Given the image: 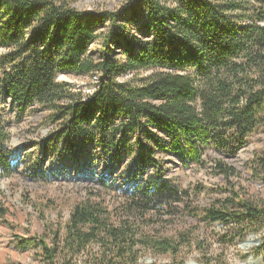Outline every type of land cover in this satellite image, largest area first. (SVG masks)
I'll list each match as a JSON object with an SVG mask.
<instances>
[{
    "label": "trees",
    "instance_id": "trees-1",
    "mask_svg": "<svg viewBox=\"0 0 264 264\" xmlns=\"http://www.w3.org/2000/svg\"><path fill=\"white\" fill-rule=\"evenodd\" d=\"M76 1L0 0V48L6 51L0 96L12 101L19 120L36 105L48 111L55 128L40 145L69 164L64 170L78 168L93 179L96 155L108 169L129 162L114 187L124 203L116 214L102 203L78 204L64 236L56 232L50 244L46 237L18 239L19 250L39 251L40 264H139L142 246L185 264L180 251L191 247L185 234L178 240L152 234L162 212L171 217L186 210L208 224L247 222L240 235L264 227V208L234 189L221 205L194 208L189 191L163 176L157 158L204 167L207 150L234 156L264 129V0H127L117 12L93 13L76 9ZM132 24L144 40L129 32ZM98 40L97 58L91 48ZM142 72L150 74L137 79ZM59 75L98 76V87L84 96L58 82ZM125 75L137 82H119ZM5 129L0 116V179L21 168L5 147ZM215 163V174L226 181L238 175ZM36 165L24 171L27 178L46 180L45 162ZM146 165L155 172L146 173ZM252 170L264 182V152ZM4 217L0 211V224ZM94 245L100 252L92 256Z\"/></svg>",
    "mask_w": 264,
    "mask_h": 264
},
{
    "label": "rangeland",
    "instance_id": "rangeland-1",
    "mask_svg": "<svg viewBox=\"0 0 264 264\" xmlns=\"http://www.w3.org/2000/svg\"><path fill=\"white\" fill-rule=\"evenodd\" d=\"M126 2L127 0H77L74 7L91 13L117 12ZM135 29L136 25L132 24L129 32L144 40ZM104 31L106 32L107 28ZM101 44L102 41L98 40L91 48L97 58L100 56ZM113 49L117 59H124L120 52ZM5 53L6 51L0 48V57ZM149 74L150 72L139 73L137 79L145 78ZM137 79L136 76L125 75L118 78V81L135 84ZM98 80V76H58V82L69 84L84 96H90L96 91ZM0 116L9 135L5 147L13 151V157L21 166L11 178L0 179V211L5 212L2 220L5 223L0 224V264H40L39 257L37 260L39 251H20L18 239L46 237L47 243L50 244L56 232L64 236L71 213L78 204L88 201L102 203L107 210L115 214L122 210L120 208L124 203L123 195L114 187L122 184V174L126 173L129 162H120L108 169L106 160L103 162L96 155L93 179L85 176L87 171L80 172L78 168L69 167V171L64 170L61 165L69 164L56 159L55 153L52 156L50 151H43L40 145L55 128L47 120L48 111L44 107H32L19 120L18 110L12 101L0 96ZM263 152L264 129L259 128L248 137L246 146L234 156L207 150L204 167H187L178 157L171 155H159L157 158L162 161L160 170L163 176L176 188L189 191L194 208L210 207L233 198L230 193L233 189L245 200L264 208V182L255 178L252 170L253 160ZM39 160L45 162L46 180L34 181L27 178L24 171L33 170ZM217 160L235 168L238 175L229 181L216 175L214 169ZM53 166H56L57 170L54 173ZM150 166H144V171L148 174L155 172ZM100 178L105 179V185L98 182ZM222 190H228L229 193ZM181 208L183 209V206ZM184 212L185 214L177 213L171 217L166 215V212H162L160 217L156 216L158 223L154 226L152 234L156 238L171 240H178V234L181 232L185 234L187 244L191 243V247L180 251V259H183L185 264H264V252L259 251L264 238V227L257 232H251L249 228L245 234L240 235L247 222L208 224L201 220V217L190 216L186 210ZM138 250L139 264L173 262L172 256L163 253L161 249L139 246ZM99 252V245H94L89 251L92 256Z\"/></svg>",
    "mask_w": 264,
    "mask_h": 264
},
{
    "label": "bare ground",
    "instance_id": "bare-ground-1",
    "mask_svg": "<svg viewBox=\"0 0 264 264\" xmlns=\"http://www.w3.org/2000/svg\"><path fill=\"white\" fill-rule=\"evenodd\" d=\"M191 264H197V263H195V262H192Z\"/></svg>",
    "mask_w": 264,
    "mask_h": 264
}]
</instances>
